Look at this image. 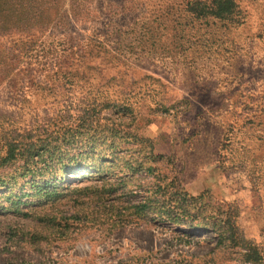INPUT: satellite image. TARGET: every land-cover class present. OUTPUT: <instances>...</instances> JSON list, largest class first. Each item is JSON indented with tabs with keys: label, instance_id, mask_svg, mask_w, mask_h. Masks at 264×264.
<instances>
[{
	"label": "rangeland",
	"instance_id": "rangeland-1",
	"mask_svg": "<svg viewBox=\"0 0 264 264\" xmlns=\"http://www.w3.org/2000/svg\"><path fill=\"white\" fill-rule=\"evenodd\" d=\"M213 1L51 0L80 17L0 36V158L15 135L61 141L67 115L98 107L171 158L156 165L162 176L235 204L246 238L264 248V0H232L223 18L194 12ZM31 166L34 178L20 174V160L0 167V264H244L209 231L152 221L114 228L93 196L74 191L108 189L94 177L70 175L56 181V199L36 197L43 162ZM110 172L126 192L154 185L145 170ZM10 200L28 202L23 213Z\"/></svg>",
	"mask_w": 264,
	"mask_h": 264
},
{
	"label": "trees",
	"instance_id": "trees-1",
	"mask_svg": "<svg viewBox=\"0 0 264 264\" xmlns=\"http://www.w3.org/2000/svg\"><path fill=\"white\" fill-rule=\"evenodd\" d=\"M50 2L51 0H0V36L13 31H40L56 23H63L69 16L80 17L81 13L76 10L61 13L59 9L50 7ZM233 9L232 0H214L211 6L201 5L194 12L203 16L207 13L205 11H209L214 17L223 18L231 14ZM111 107L118 109L116 113H121L122 117L131 113L126 106ZM74 111L76 114L67 115L68 119L62 123L66 124L62 127L66 135H63L61 141L56 139L55 142L45 144L40 138L34 140L30 131L15 135L8 144L6 156L0 158V167L20 160L23 163L20 174L34 178L33 174L38 171L34 172V166L31 165L36 160L42 161L43 169L39 170L44 182L33 186L32 192L34 196L48 201L56 199L62 190V187L56 185V181L60 182L70 175L77 181H90L89 177H94V180L102 182L108 189H104L102 193L94 191L93 187L74 191L93 196L100 205L98 211L103 209L114 228L132 221H152L191 232L209 231L215 236V246L218 249L238 254L244 264H264V248L246 238L238 223L239 210L235 204L224 201L213 204L209 196L203 193L192 196L181 186L177 176H173L171 180L162 176L156 165L163 161L171 164V158L156 154L152 141L131 132L129 126L126 131V126L120 128L121 123L102 117L100 108L80 107ZM77 144L79 151L75 154L74 146ZM129 146L132 147L130 150ZM95 162L98 164L92 165ZM118 168L125 169L132 177L145 170L148 177L154 179V185L145 191L134 187L126 192V182L110 172ZM109 178H114L116 182L111 183ZM6 184L0 182V189ZM142 192V199L131 202V199ZM106 194L107 199L104 196ZM9 203L10 209L16 206V212L21 214L23 212L18 210V206L28 202L10 200Z\"/></svg>",
	"mask_w": 264,
	"mask_h": 264
}]
</instances>
